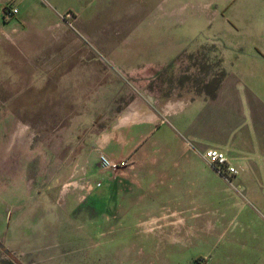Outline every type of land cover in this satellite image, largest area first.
I'll list each match as a JSON object with an SVG mask.
<instances>
[{"label":"crops","instance_id":"0c3cea01","mask_svg":"<svg viewBox=\"0 0 264 264\" xmlns=\"http://www.w3.org/2000/svg\"><path fill=\"white\" fill-rule=\"evenodd\" d=\"M101 1L102 11L96 8L92 16L106 14L105 9L113 0ZM139 1L138 9L123 12L119 20H113L119 23L118 27H124L115 32L116 39L122 42L118 53L124 55L123 61L118 60V69L125 77H121L123 82L136 93L125 106L116 110L114 102L107 101L110 105L107 104L111 88L124 92L127 86L120 80L111 83L108 69L104 72L97 58L76 57V61L69 54L55 60L61 64L97 65V68L90 66L97 74L94 76L92 71L86 78L87 85L78 84L73 75L69 78L70 95L97 97L84 114L71 118L70 125L78 130L88 125L84 131L93 134L96 127L93 113L100 111L103 123L99 134L94 138L95 134L91 135L90 141L96 147L93 150L115 161L128 159L133 163L115 174L102 173L98 180L100 191L85 197L86 202L99 201L103 207L116 204L124 216L133 210L139 214L137 222L147 209L167 208L170 215L155 216L153 222L197 224L196 236L190 237V232H185L180 244L171 243L173 248L180 246L177 255L187 254L184 261L187 264H193L196 258L207 259V264H264V0ZM85 2L0 0V48L14 43L21 49L30 45L38 49L45 63L44 43L49 29L71 27L65 19L64 23L59 22L58 17L75 11L80 18L83 16L81 30L89 31L91 16L86 18ZM6 6L18 9V15L10 21L2 15ZM147 6L150 7L147 9ZM142 12L145 15L139 17ZM191 18L196 20L192 21L196 27L230 30L231 38L229 42H218L222 48L218 89L190 98L179 97L174 90L184 89L183 76L188 71H182L180 78L176 75L180 72L179 64H183L178 57L194 45L196 36L190 43L175 39L135 42L134 37L142 25L184 27ZM14 27H24L21 37L15 40ZM102 27H106L105 23ZM61 34L72 41L71 35ZM95 36L108 38L96 33ZM201 44L204 42L197 46ZM77 71L79 75L81 70ZM174 79L177 82L168 85ZM168 87L170 91L162 96L163 89ZM208 149L223 152L227 165L237 174L227 178L218 173L204 158ZM83 155V152L75 153L79 164L86 161ZM39 177L40 173L38 182ZM52 181L43 189L35 190L37 200L55 203L57 184L55 179ZM98 196L100 199L96 200ZM206 225H214V235L207 236ZM42 231L44 235L56 233L47 228ZM0 243L5 258L12 264H15L13 260L18 264L42 262L37 248L18 253L6 240Z\"/></svg>","mask_w":264,"mask_h":264},{"label":"rangeland","instance_id":"374dc122","mask_svg":"<svg viewBox=\"0 0 264 264\" xmlns=\"http://www.w3.org/2000/svg\"><path fill=\"white\" fill-rule=\"evenodd\" d=\"M101 2L86 0L84 4L86 18L91 16V26L86 33L80 28L83 16L80 18L75 11L66 12L68 17L65 14L58 17L59 22L65 19L71 27L49 29L44 43L45 63L41 53H37L38 49L31 48L29 43L28 48L23 49L15 43L14 46L0 48V242L6 240V244L18 253L37 248L42 258L38 264H187L184 262L187 254L177 255L180 246L173 248L171 243L180 244L185 232H190V237L196 236L197 224L153 222L155 216L170 215L167 208L147 209L142 222H137L139 214L133 210L124 216L116 204L103 207L99 201L86 202L85 197L101 188L85 195L81 190L82 175H76V172L84 173L93 182H100L98 180L102 176L98 164L100 153L93 150L96 147L90 141L100 132L102 113H93L92 120L96 124L93 134L92 131H84L88 125H82L79 130L70 125L71 118L84 114L92 99L97 97L70 95L69 78L73 75L78 84L87 85L86 78L92 71L94 76L97 74L90 66L97 68V65L61 64L55 61L56 57L71 54L75 60L76 57L97 58L104 72L108 69L111 83L123 82L125 77L118 69V60L124 56L118 53V45L122 42L116 39L115 32L124 27H118L119 23L117 25L113 20H119L123 12L138 9V4H141L139 0H113L105 9L106 14L92 16L96 8L102 11ZM144 15L142 12L138 16ZM71 20L72 23L69 22ZM190 21L184 27L142 25L134 40H146L147 43L151 39H175L190 43L196 36L192 42L194 45L178 57V60L182 58L183 64H179L180 72L176 75L180 78L182 71H188L183 76L184 89L174 90L179 97L191 98L212 92L220 80L222 48L218 42H229L231 34L230 30L221 27H196V22H192L196 20L191 18ZM103 23L106 27H102ZM23 28L14 27V40L21 37ZM219 29L222 32L218 31V34L216 30ZM62 32L71 35L72 41L63 38ZM95 33L108 38L98 39ZM201 42L204 44L198 47L197 43ZM70 44H73L71 50ZM76 68L81 70L79 75ZM126 82L130 83L128 79ZM176 82V79L170 80L168 85ZM123 83L124 87L127 86L124 92L111 88L106 97V102L115 103L113 107L116 110L136 95L134 88ZM153 83L150 82L149 86ZM169 88H164L161 95L169 92ZM77 152L84 153L86 163L81 161L79 164L75 157ZM54 179L58 192L55 203L37 200L38 192L35 190L43 189ZM206 226L207 236L214 235V225ZM46 228L56 233L44 235L42 229ZM3 250L0 246V264H12L5 258ZM13 262L18 264L15 260ZM206 262L207 259L196 258L193 264Z\"/></svg>","mask_w":264,"mask_h":264},{"label":"built area","instance_id":"2783aa9c","mask_svg":"<svg viewBox=\"0 0 264 264\" xmlns=\"http://www.w3.org/2000/svg\"><path fill=\"white\" fill-rule=\"evenodd\" d=\"M2 15L6 21H10L18 15V9L12 6H6L3 9ZM68 15L69 14H66L65 17H68ZM203 155L206 161L210 165L215 166L218 173L223 174L225 177L228 178L229 175L237 174V171L233 167H229L227 165V158L223 152H220L215 149H208L204 152ZM98 164H99V169L102 173L115 174L122 168H127L131 166L133 163L130 162L128 159H124L122 161H114L108 158L106 155L100 153L98 155ZM81 175H82L81 181H83L81 190L85 192V195L86 194L88 195L90 192L101 187V182H96V181L93 182L87 179L84 173H82ZM205 264H207V262Z\"/></svg>","mask_w":264,"mask_h":264},{"label":"trees","instance_id":"16d2710c","mask_svg":"<svg viewBox=\"0 0 264 264\" xmlns=\"http://www.w3.org/2000/svg\"><path fill=\"white\" fill-rule=\"evenodd\" d=\"M219 83H220V80H218V82L216 83V85H215V87H214V90L213 91H215V90H217L218 89V87H219ZM207 94H210V93H207ZM0 246H2V244L0 243Z\"/></svg>","mask_w":264,"mask_h":264}]
</instances>
